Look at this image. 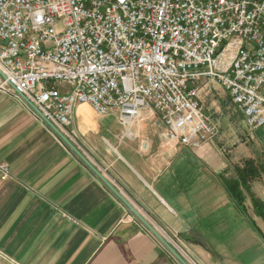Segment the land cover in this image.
Listing matches in <instances>:
<instances>
[{
  "label": "crops",
  "instance_id": "1",
  "mask_svg": "<svg viewBox=\"0 0 264 264\" xmlns=\"http://www.w3.org/2000/svg\"><path fill=\"white\" fill-rule=\"evenodd\" d=\"M164 131L154 112L126 126L81 104L68 140L189 264H264L261 217L248 200L252 226L222 185L227 157L214 141L180 148ZM0 264L181 263L30 106L0 90Z\"/></svg>",
  "mask_w": 264,
  "mask_h": 264
},
{
  "label": "built area",
  "instance_id": "2",
  "mask_svg": "<svg viewBox=\"0 0 264 264\" xmlns=\"http://www.w3.org/2000/svg\"><path fill=\"white\" fill-rule=\"evenodd\" d=\"M212 83L264 134V0H0V90L68 139L89 104L126 126L154 112L165 141L199 149L219 134Z\"/></svg>",
  "mask_w": 264,
  "mask_h": 264
},
{
  "label": "rangeland",
  "instance_id": "3",
  "mask_svg": "<svg viewBox=\"0 0 264 264\" xmlns=\"http://www.w3.org/2000/svg\"><path fill=\"white\" fill-rule=\"evenodd\" d=\"M69 85L61 86L62 92H69ZM201 101L205 113L212 118L219 128V134L214 140L217 150L228 159L227 176L233 174L235 166H243L247 159H253L257 163L264 164V147L255 145L250 139H258L259 145L264 141L262 130L252 132L246 122L244 115L233 105L229 95L223 89L221 84L212 83L206 85L200 93ZM195 169L204 166L200 162L190 164ZM213 175L209 184L211 186L219 185V177ZM254 191L264 201L262 192L264 191V175L260 181L252 183ZM257 225L264 230V220L257 219Z\"/></svg>",
  "mask_w": 264,
  "mask_h": 264
},
{
  "label": "trees",
  "instance_id": "4",
  "mask_svg": "<svg viewBox=\"0 0 264 264\" xmlns=\"http://www.w3.org/2000/svg\"><path fill=\"white\" fill-rule=\"evenodd\" d=\"M233 172L229 176H221L222 185L229 200L248 218L252 226L257 228L255 221L248 214L246 202L251 201L257 217L264 219V202L252 192V183L260 181L264 175V164L247 159L243 166H235Z\"/></svg>",
  "mask_w": 264,
  "mask_h": 264
},
{
  "label": "water",
  "instance_id": "5",
  "mask_svg": "<svg viewBox=\"0 0 264 264\" xmlns=\"http://www.w3.org/2000/svg\"><path fill=\"white\" fill-rule=\"evenodd\" d=\"M24 100L25 98L22 97ZM31 108L50 126V128L64 140L72 150L82 159V161L116 194V196L125 204L130 212L171 252V254L181 263L189 264L178 251L169 244L166 239L156 230V228L122 195L120 192L101 174V172L94 167L89 160L66 138L58 128L50 121L45 119L41 112L30 104Z\"/></svg>",
  "mask_w": 264,
  "mask_h": 264
}]
</instances>
